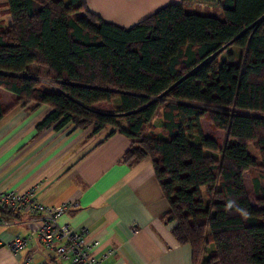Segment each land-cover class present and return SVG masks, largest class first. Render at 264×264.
Listing matches in <instances>:
<instances>
[{"label":"trees","instance_id":"1","mask_svg":"<svg viewBox=\"0 0 264 264\" xmlns=\"http://www.w3.org/2000/svg\"><path fill=\"white\" fill-rule=\"evenodd\" d=\"M5 3L0 88L11 106L47 107L35 132L122 134L119 160L150 158L191 264H264V0H179L131 25L85 0ZM9 107L0 102V117ZM205 114L221 139L201 129Z\"/></svg>","mask_w":264,"mask_h":264},{"label":"crops","instance_id":"2","mask_svg":"<svg viewBox=\"0 0 264 264\" xmlns=\"http://www.w3.org/2000/svg\"><path fill=\"white\" fill-rule=\"evenodd\" d=\"M174 1L179 0H85V4L105 20L131 25ZM0 102L10 106L0 117V188L35 187L38 199L46 204L76 200L77 206L61 214L59 221L73 228L86 226V235L98 240L92 250L97 264H191L189 245L174 239L162 216L166 201L150 158L132 165L119 160L129 145L127 137L115 132L102 139L108 129L92 132L68 123L36 133L34 125L47 112L45 105L11 106L13 96L4 88ZM27 231L23 223L0 227V238ZM107 249L112 252L104 256ZM0 264L69 262L43 248L32 234L16 253L0 244Z\"/></svg>","mask_w":264,"mask_h":264},{"label":"built area","instance_id":"3","mask_svg":"<svg viewBox=\"0 0 264 264\" xmlns=\"http://www.w3.org/2000/svg\"><path fill=\"white\" fill-rule=\"evenodd\" d=\"M76 206V200H66L57 206L43 203L35 195L34 188L23 190L0 188V227L23 223L29 228L25 234L13 233L9 239L7 238L6 244L0 238V244L6 245L11 252L16 253L34 234L43 248L55 252L69 264H97L96 258L91 254V249L97 241L86 238V226L73 228L59 221L61 214ZM1 210L16 211L20 217L9 218L3 215ZM23 213H26L29 219L22 218ZM111 252L112 249H108L105 255ZM25 259L27 261L28 256Z\"/></svg>","mask_w":264,"mask_h":264},{"label":"rangeland","instance_id":"4","mask_svg":"<svg viewBox=\"0 0 264 264\" xmlns=\"http://www.w3.org/2000/svg\"><path fill=\"white\" fill-rule=\"evenodd\" d=\"M8 20H9V17H8V12H7V9H6V3H5V0H0V26H4L7 22H8ZM41 86L42 87H45V85L43 84V83H41ZM98 107H106V105L103 103V102H100V103H97L96 104ZM199 121H200V125H201V129L203 130V132L204 133H211V134H213L214 136H217L218 138H220L221 139V136H222V134H223V131L221 130V129H219V128H216L215 126H213L211 123H210V121L208 120V118H207V115L205 114V115H203L200 119H199ZM248 150H249V152L252 154V155H254V156H256L257 157V159L259 158V155H258V151L256 150V149H254L253 147L251 148L250 146L248 147ZM244 176H245V184H246V187H247V190L249 191V194L251 193V182H250V178H249V175L247 174V173H245L244 174ZM27 188H34V190H35V187H32V186H30V187H27ZM27 188H24V189H27ZM19 190H23V189H19ZM35 195L37 196V193H36V191H35ZM38 198V197H37ZM63 202V201H62ZM60 203L61 202H59V203H56V204H51L52 206H57V205H60ZM22 218H27V219H29V217L27 216V214L26 213H23V215H22ZM86 231H87V228H86ZM28 232V231H27ZM10 236H12V234H9V237ZM32 236V235H31ZM9 237H8V239H9ZM86 238L88 239V240H93V238H89L88 236H86ZM7 238L6 239H2L1 241L4 243V244H6V242H7V240H8ZM29 240V239H28ZM96 241H97V243L95 244V245H93L94 247L95 246H97L98 245V240L96 239ZM1 242V243H2ZM27 243H28V241H27ZM3 244V245H4ZM6 246V245H5ZM26 246V245H25ZM24 246V247H25ZM23 247V248H24ZM92 250L93 249H91V254L93 255V253H92ZM108 250V249H107ZM106 250V251H107ZM106 251H105V253H106ZM105 253L103 254L104 256H105ZM94 256V255H93ZM96 260H98V259H96Z\"/></svg>","mask_w":264,"mask_h":264}]
</instances>
